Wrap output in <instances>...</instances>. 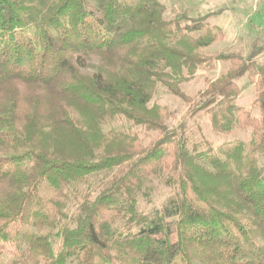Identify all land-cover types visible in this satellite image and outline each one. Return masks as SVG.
Masks as SVG:
<instances>
[{
    "label": "trees",
    "instance_id": "obj_1",
    "mask_svg": "<svg viewBox=\"0 0 264 264\" xmlns=\"http://www.w3.org/2000/svg\"><path fill=\"white\" fill-rule=\"evenodd\" d=\"M209 17L168 18L161 0H0L10 264H264V42L210 54L226 34ZM219 62L197 97L182 92ZM245 76L259 115L238 103ZM161 88L216 133L250 138L214 146L186 121L170 127L151 105ZM152 179L172 196L145 212Z\"/></svg>",
    "mask_w": 264,
    "mask_h": 264
},
{
    "label": "rangeland",
    "instance_id": "obj_2",
    "mask_svg": "<svg viewBox=\"0 0 264 264\" xmlns=\"http://www.w3.org/2000/svg\"><path fill=\"white\" fill-rule=\"evenodd\" d=\"M166 6V16L174 18L179 15H186L189 18H198L206 15V13L219 9L223 0H161ZM264 42V31H260L259 35L254 39H248L247 42L240 41L238 44L230 43L227 40H221L214 43L207 49L210 54H215L220 51H236L243 55H248L254 45L262 44ZM228 68V63L219 62L216 68L209 69L207 67L199 68L196 76L182 84V92L189 98H195L200 91L206 88L207 80H215ZM242 87L241 96L238 98V103L251 110L254 115H259V106L256 101L257 89L256 85L252 84L247 76L239 81ZM152 104L160 106H167L170 115L166 122L170 127H176L180 123L186 121L188 131H192L193 139L200 140L202 136L208 141H211L214 146H219L223 143L233 141L235 139L248 140L251 136L250 130L236 129L232 133H216L213 131L210 118L207 115L201 114L196 118H191L188 114L189 105L186 100L180 96L173 95L166 92L163 88L160 89ZM200 129V130H198ZM154 136L155 133H149ZM142 136L145 133L142 132ZM150 137L147 138L149 141ZM149 187L151 188V195L149 199H140V208L145 212H150L155 208L160 207L171 196L172 191L166 188L158 179H152ZM17 255L16 248L13 243H7L0 246V264H10V262Z\"/></svg>",
    "mask_w": 264,
    "mask_h": 264
},
{
    "label": "crops",
    "instance_id": "obj_3",
    "mask_svg": "<svg viewBox=\"0 0 264 264\" xmlns=\"http://www.w3.org/2000/svg\"><path fill=\"white\" fill-rule=\"evenodd\" d=\"M221 7L212 10L209 22L225 31L230 43L254 39L264 31V0H223Z\"/></svg>",
    "mask_w": 264,
    "mask_h": 264
}]
</instances>
